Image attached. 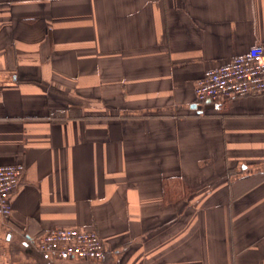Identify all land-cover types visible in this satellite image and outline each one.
<instances>
[{
    "label": "crops",
    "instance_id": "crops-1",
    "mask_svg": "<svg viewBox=\"0 0 264 264\" xmlns=\"http://www.w3.org/2000/svg\"><path fill=\"white\" fill-rule=\"evenodd\" d=\"M264 46V0H0V264H264V95L195 97ZM94 229L99 257L36 247Z\"/></svg>",
    "mask_w": 264,
    "mask_h": 264
},
{
    "label": "built area",
    "instance_id": "built-area-1",
    "mask_svg": "<svg viewBox=\"0 0 264 264\" xmlns=\"http://www.w3.org/2000/svg\"><path fill=\"white\" fill-rule=\"evenodd\" d=\"M264 95V46L256 44L230 61L206 70L196 82L195 97L206 105L221 98ZM22 162L0 164V215L11 213V195L22 178ZM36 247L51 257H99L104 253L103 241L94 229L55 226L42 232Z\"/></svg>",
    "mask_w": 264,
    "mask_h": 264
},
{
    "label": "water",
    "instance_id": "water-1",
    "mask_svg": "<svg viewBox=\"0 0 264 264\" xmlns=\"http://www.w3.org/2000/svg\"><path fill=\"white\" fill-rule=\"evenodd\" d=\"M212 106H213L212 103H207V104L205 105V108H207V107H212Z\"/></svg>",
    "mask_w": 264,
    "mask_h": 264
}]
</instances>
